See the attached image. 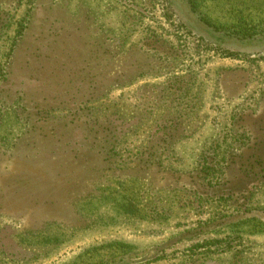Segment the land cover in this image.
I'll list each match as a JSON object with an SVG mask.
<instances>
[{"label": "rangeland", "instance_id": "rangeland-1", "mask_svg": "<svg viewBox=\"0 0 264 264\" xmlns=\"http://www.w3.org/2000/svg\"><path fill=\"white\" fill-rule=\"evenodd\" d=\"M3 19L0 264H264V184L200 193L263 144L264 0H0Z\"/></svg>", "mask_w": 264, "mask_h": 264}, {"label": "trees", "instance_id": "trees-1", "mask_svg": "<svg viewBox=\"0 0 264 264\" xmlns=\"http://www.w3.org/2000/svg\"><path fill=\"white\" fill-rule=\"evenodd\" d=\"M1 22L0 32L9 27V24L4 19ZM243 135H245V132ZM258 144H262L260 151L252 152L249 156L243 154L238 156L239 160L236 159L232 162L233 166L231 167H239L241 170L240 174L228 178L226 183L219 182V189L217 187L215 192H211L207 187L202 186L203 189L200 193L211 198L219 199V196H222L225 200L235 201L250 196L257 186L264 184V140ZM226 184L231 185L227 186Z\"/></svg>", "mask_w": 264, "mask_h": 264}]
</instances>
